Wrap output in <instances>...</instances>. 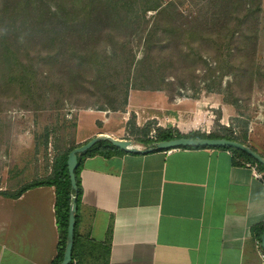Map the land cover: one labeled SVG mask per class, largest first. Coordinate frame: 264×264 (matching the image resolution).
Here are the masks:
<instances>
[{
    "label": "rangeland",
    "instance_id": "rangeland-1",
    "mask_svg": "<svg viewBox=\"0 0 264 264\" xmlns=\"http://www.w3.org/2000/svg\"><path fill=\"white\" fill-rule=\"evenodd\" d=\"M33 1L23 17L35 26L37 7L44 32L21 38L14 82L6 84L11 73L4 76L0 61V192L14 197L51 177L76 146L83 111L110 112L111 127L132 132L140 149L178 133L214 134L264 156V0H121L109 18L115 23L102 29L91 0ZM61 8L79 23L74 37L52 34V13L58 18ZM65 55L85 58L84 65Z\"/></svg>",
    "mask_w": 264,
    "mask_h": 264
},
{
    "label": "crops",
    "instance_id": "crops-1",
    "mask_svg": "<svg viewBox=\"0 0 264 264\" xmlns=\"http://www.w3.org/2000/svg\"><path fill=\"white\" fill-rule=\"evenodd\" d=\"M110 114L79 112L76 146L101 134L130 140L125 127H111ZM246 164L221 149L84 157L72 264H264L255 245L264 225V174L257 169L262 178L255 177ZM3 194L0 264H52L61 237L54 188Z\"/></svg>",
    "mask_w": 264,
    "mask_h": 264
},
{
    "label": "trees",
    "instance_id": "trees-1",
    "mask_svg": "<svg viewBox=\"0 0 264 264\" xmlns=\"http://www.w3.org/2000/svg\"><path fill=\"white\" fill-rule=\"evenodd\" d=\"M121 0H113L112 2H107L104 0H91V11L90 14H92V19L98 20V24L100 28L102 29L105 25L109 23H115V20H110V17L117 16L122 8L119 6V3ZM30 2H34L33 0H2V5L0 6V61L4 63L3 66H6L7 69L4 70L6 75V72H10V76L5 80L7 83H12L15 81L14 79V66H18V54L17 50L24 47V45L21 42V38L23 40L27 39H35L33 38L34 35L40 34L44 32V28L42 25V19L40 16L42 14L40 13L39 9H37V14L31 16L32 22L35 24V26H29L26 23V17H23V13L26 12V7L30 5ZM36 6L38 2H35ZM88 6H86L87 8ZM20 8V9H19ZM85 7L82 8L84 10ZM76 9H73L71 7L70 11L71 13H74ZM97 13H96V11ZM60 15L58 18L55 16L56 14L52 13L54 19L53 23L57 24V26L53 27L52 34H56L59 30V33H63L64 35H68L71 37H74V33L76 31L77 26L79 23H77L75 20H69L68 19V13L64 11L62 8L59 9ZM100 15V17H98ZM71 21L72 24L69 22ZM86 28H88L89 24L88 22L81 23ZM83 28L82 25H80V30ZM3 29V30H2ZM105 29V28H104ZM53 38V37H52ZM52 44H58L56 40L53 38L52 41H50ZM63 46L67 47H76V44L74 42V39L68 40L64 39L63 42H60ZM85 58L81 56H72V55H65V61L66 63L69 61L70 63H75L76 66L79 68L84 65ZM2 67V66H0ZM14 79V80H13ZM12 81V82H11ZM156 89V88H155ZM137 90H148L144 88H137ZM150 90V89H149ZM152 90V89H151ZM76 126V124H75ZM121 129V128H119ZM118 130V129H117ZM167 135V132L163 131V135ZM169 135V134H168ZM171 138H225L229 140H233L236 142H239L241 144L246 145L241 140H239L236 137L233 136H226L221 137L219 135H199L196 133H191L189 135L184 134H177L176 137H161L156 141H163ZM154 142L151 140L149 143ZM76 147V146H75ZM75 147H72L67 152L66 156L63 159V162H57L56 168L54 169V174L51 177H48L46 179H40L35 180L32 183L28 184L27 186L23 187L13 198L19 197L23 192L29 189L38 188V187H52L54 188L55 192V204H54V215L57 222V226L60 232V242H59V251L57 258L53 261L52 264H58L63 255L64 251V245H65V237H66V228H67V221H68V206H69V200H70V182L68 178L67 168H66V159L68 153ZM180 149H221V150H227L230 151L235 157L242 158L246 162L250 164H255L257 166V169L264 174V168L260 165H258L256 162H254L250 157L245 155L244 153H241L239 151L229 149V148H180ZM116 153H122L118 149L114 148L108 141H104L101 143H98L94 145L90 150L83 154L77 155V161H78V168L75 171L76 176V184L78 188V196H77V208L79 206L80 202V195H81V187H80V178L79 174L81 171V164L82 159L86 156H92L93 154H98L104 157H110L113 154ZM263 156V155H262ZM264 157V156H263ZM6 195L7 194H3ZM77 214V212H76ZM76 214H75V220H76ZM264 231V225L257 231V237L260 238L261 234ZM75 234V229H74ZM72 264V262L70 263Z\"/></svg>",
    "mask_w": 264,
    "mask_h": 264
},
{
    "label": "water",
    "instance_id": "water-1",
    "mask_svg": "<svg viewBox=\"0 0 264 264\" xmlns=\"http://www.w3.org/2000/svg\"><path fill=\"white\" fill-rule=\"evenodd\" d=\"M108 141L114 148L121 152L137 155H145L157 151H168L178 148H229L250 157L254 162L264 168V157L251 147L225 138H171L163 141H154L145 149L132 145L130 140L115 139L108 135H98L73 148L67 155L66 168L70 182V200L68 206V221L62 259L58 264H70L72 262V249L74 241L75 214L77 212L78 188L75 171L79 164L77 155L90 150L94 145ZM260 248L264 253V231L260 236Z\"/></svg>",
    "mask_w": 264,
    "mask_h": 264
},
{
    "label": "built area",
    "instance_id": "built-area-1",
    "mask_svg": "<svg viewBox=\"0 0 264 264\" xmlns=\"http://www.w3.org/2000/svg\"><path fill=\"white\" fill-rule=\"evenodd\" d=\"M246 165L249 166L253 170V174H254L255 177L262 178L260 173L257 172V166L255 164H251V165L250 164H246ZM255 245L261 251V255L264 258V253L262 252V250L260 248L259 242H255Z\"/></svg>",
    "mask_w": 264,
    "mask_h": 264
}]
</instances>
